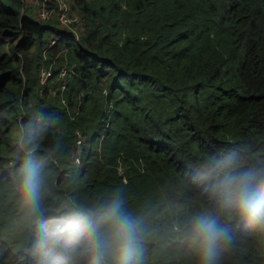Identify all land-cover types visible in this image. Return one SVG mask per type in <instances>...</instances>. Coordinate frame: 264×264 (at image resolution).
I'll list each match as a JSON object with an SVG mask.
<instances>
[{
	"label": "trees",
	"instance_id": "1",
	"mask_svg": "<svg viewBox=\"0 0 264 264\" xmlns=\"http://www.w3.org/2000/svg\"><path fill=\"white\" fill-rule=\"evenodd\" d=\"M41 2L0 0V264H87L57 226L116 193L140 264H201L171 231L201 213L230 229L215 264H264V225L223 196L236 174L264 182V0H71L76 32ZM34 164L38 218L13 191Z\"/></svg>",
	"mask_w": 264,
	"mask_h": 264
},
{
	"label": "clouds",
	"instance_id": "2",
	"mask_svg": "<svg viewBox=\"0 0 264 264\" xmlns=\"http://www.w3.org/2000/svg\"><path fill=\"white\" fill-rule=\"evenodd\" d=\"M256 179L254 172L245 171L224 182L223 196L225 206L231 209L230 219L238 217L264 225V199L260 197L264 182L258 184ZM41 184L38 164L25 168L13 180V191L28 217L38 218L43 212ZM171 231L200 257L201 264H215L217 251L230 240V229L206 213L173 224ZM57 233L79 245L78 259L87 264H140L144 250L143 222L126 212L118 193L103 202L74 205L57 226Z\"/></svg>",
	"mask_w": 264,
	"mask_h": 264
},
{
	"label": "built area",
	"instance_id": "3",
	"mask_svg": "<svg viewBox=\"0 0 264 264\" xmlns=\"http://www.w3.org/2000/svg\"><path fill=\"white\" fill-rule=\"evenodd\" d=\"M49 0H42L41 6L36 9V11L39 12V14L46 18L50 15L54 16L57 18L61 23L70 26L71 28L74 29L73 32H76L77 26H81V15L77 10H73L71 8V0H54L55 3L51 6H48L46 2ZM35 3V2H33ZM36 6V5H34ZM36 8V7H35ZM60 37V34H55L49 38L48 44L51 45L53 44L57 38ZM66 71V68H61L59 74L64 75ZM49 73L48 69H42L41 70V79L44 80L45 76ZM65 86V81L61 83V87L63 88ZM77 139L75 142V148H78L80 143H81V133L77 129ZM74 161L77 163L79 162V157L76 153H74Z\"/></svg>",
	"mask_w": 264,
	"mask_h": 264
},
{
	"label": "rangeland",
	"instance_id": "4",
	"mask_svg": "<svg viewBox=\"0 0 264 264\" xmlns=\"http://www.w3.org/2000/svg\"><path fill=\"white\" fill-rule=\"evenodd\" d=\"M23 1H24L23 6L25 7V5H26L25 1H26V0H23ZM27 2H28V0H27ZM24 7H23V8H24ZM25 8H26V7H25ZM26 10H27L28 12L30 11L28 7L26 8ZM34 10H35V9H34ZM74 153H76V150H75V149H74L73 154H74Z\"/></svg>",
	"mask_w": 264,
	"mask_h": 264
}]
</instances>
